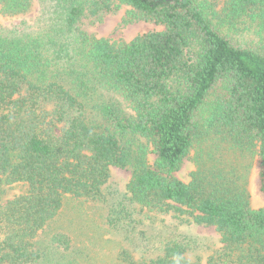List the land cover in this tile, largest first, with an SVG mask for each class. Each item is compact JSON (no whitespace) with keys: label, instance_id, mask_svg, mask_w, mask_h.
I'll list each match as a JSON object with an SVG mask.
<instances>
[{"label":"trees","instance_id":"16d2710c","mask_svg":"<svg viewBox=\"0 0 264 264\" xmlns=\"http://www.w3.org/2000/svg\"><path fill=\"white\" fill-rule=\"evenodd\" d=\"M36 1L35 18L0 23V264H59L48 249L71 247L51 230L68 197L101 205L129 245L145 213L220 236L209 256L178 231L117 264H264L242 161L258 157L264 193V0H0V14ZM124 5L126 21L165 29L120 42L86 27ZM113 168L130 171L125 189L109 187ZM13 184L26 190L4 201Z\"/></svg>","mask_w":264,"mask_h":264},{"label":"rangeland","instance_id":"374dc122","mask_svg":"<svg viewBox=\"0 0 264 264\" xmlns=\"http://www.w3.org/2000/svg\"><path fill=\"white\" fill-rule=\"evenodd\" d=\"M225 1L216 0L219 8L223 6ZM38 10L39 3L36 1L34 10L29 14L19 17H6L0 14V23L11 25L21 22L22 19L31 20L36 17ZM127 10H129V7L124 5L116 14L107 15L100 22L96 21L95 24H91L90 21H86V27L97 37L120 42L131 41L138 35L149 31L165 29L163 25L150 20L142 19L128 22L125 20ZM195 155L196 150L192 149L181 169L175 173L178 178L185 182L191 180L193 171L197 169ZM242 161L248 166L251 164L247 170V183L252 205L255 208L264 207V193L260 186L258 157L254 159L245 158ZM130 177V171L113 168L109 187L112 190L125 189ZM5 188L7 191L3 197L4 201L26 190L23 184H13ZM105 211L101 205L68 197L65 200V206L61 214L52 224L53 228L51 230L54 232L63 231L69 234L72 240L71 247L67 251L62 248L49 247L47 261L56 260L60 262L59 264H117L115 256L118 251L124 248L132 249L136 247V253L139 255L140 251L147 247V251L151 253L153 244H158L159 240L164 239L166 235L178 231L198 237L202 243L196 253L205 256L212 254L213 250L221 245L220 236L214 227L188 224L171 214L159 215L157 213L138 215L141 223L137 224V229L132 233L134 245H129L128 241H125L124 237L119 235L118 232L109 231V227L104 223ZM47 231L49 233V229ZM141 231L144 233L142 234ZM49 237L50 233H43L38 239L44 246L47 244Z\"/></svg>","mask_w":264,"mask_h":264}]
</instances>
